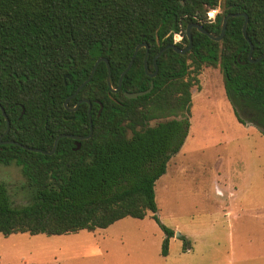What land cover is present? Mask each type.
Returning <instances> with one entry per match:
<instances>
[{
	"label": "trees",
	"instance_id": "obj_1",
	"mask_svg": "<svg viewBox=\"0 0 264 264\" xmlns=\"http://www.w3.org/2000/svg\"><path fill=\"white\" fill-rule=\"evenodd\" d=\"M219 5L222 12L208 23V12ZM229 14L249 17L252 58L264 55V0H0V104L11 122L2 140L50 152L62 134L88 136L89 105L69 112L64 103L98 59L108 60L117 89L139 45H148L147 68L154 73V59L163 48L188 47L189 25L201 24L219 36ZM244 22L243 16L230 18L221 41L193 28V49L186 55L166 50L154 79L145 69L147 50H139L116 94L101 62L91 82L68 103L69 108L83 100L91 104L93 134L80 141L79 150L69 138L61 139L52 155L0 145V164L21 169L28 197L17 207L0 183V234L94 233L126 218L150 217L165 234L161 255L167 257L175 231L158 218L155 187L188 136L192 89L199 88L205 66L220 68L239 121L246 115L264 132V59L249 61ZM180 32L183 39L175 44ZM152 81L149 94L125 96L147 91ZM5 129L0 109V136ZM180 239L189 250V240Z\"/></svg>",
	"mask_w": 264,
	"mask_h": 264
},
{
	"label": "rangeland",
	"instance_id": "obj_2",
	"mask_svg": "<svg viewBox=\"0 0 264 264\" xmlns=\"http://www.w3.org/2000/svg\"><path fill=\"white\" fill-rule=\"evenodd\" d=\"M199 80L188 136L155 187L158 218L175 231L167 257L163 230L146 217L94 233L0 234V264H264V132L246 115L239 121L219 67L205 66ZM232 174L241 182L235 197L219 196ZM0 183L15 206L28 203L17 165L0 164Z\"/></svg>",
	"mask_w": 264,
	"mask_h": 264
},
{
	"label": "water",
	"instance_id": "obj_3",
	"mask_svg": "<svg viewBox=\"0 0 264 264\" xmlns=\"http://www.w3.org/2000/svg\"><path fill=\"white\" fill-rule=\"evenodd\" d=\"M240 16H243L245 18V22H244V25H243V28H242V32H243V36L244 38L246 39V41L249 43V46H250V52H249V61L251 63H259L261 62L263 59H264V55H262L261 57L257 58V59H253L252 56H253V51H254V46L252 44V42L250 41V39L248 38L247 36V27H248V24H249V17L246 15V14H229L227 15L226 17H224L223 19V23H222V30H221V34L219 36H215L213 35L212 33H210L209 31H207L206 29H204V27L201 25V24H191L188 26L187 28V37H188V41H189V45L187 48L185 49H182L180 47H178L177 45H168L166 46L165 48H163L159 53L158 55L155 57L154 59V63H155V72L154 73H150L148 68H147V59H148V45L147 44H141L139 45L137 48H136V51L132 57V60L130 62V64L128 65L127 69L122 73L121 77H120V80H119V84H118V88L117 89H114L113 88V84H112V77H111V69H110V64L108 62L107 59L105 58H100L96 61L91 73H90V76L89 78L82 84L80 85L76 92L71 96L69 97L65 103H64V106L65 108L69 111V112H74L78 109L79 105L81 103H87L89 105V120H90V132H89V135L84 137V136H73V135H66V134H62L60 136H58L55 141H54V145H53V149L52 151L50 152H46V151H43L41 149H37V148H30L28 146H25L23 144H20L18 142H15V141H3L2 139L8 135L10 129H11V122L4 110L3 107H1V104H0V109H1V112H2V115L6 121V129H5V132L0 136V145H14V146H19L21 147L22 149L24 150H28L30 152H35V153H42L44 155H52L54 154V152L56 151V148H57V145L59 143V141L63 138H69V139H73L76 141V148L75 150H79L80 149V141L84 140V139H89L92 134H93V121H92V117L90 115V108H91V104L89 101L87 100H83V101H80L74 108H69L68 107V103L70 100H72L74 97H76L78 95V93L87 85L91 82L92 78L94 77L95 75V72L99 66V64L101 62H104L106 63L107 65V69H108V76H107V83H108V86L110 88V91L112 94H116L120 91L121 89V86H122V81L125 77V75L130 71V69L132 68L133 66V63H134V60L139 52V50L141 49H146L147 50V53L145 55V69H146V73L148 75V77L154 79L157 74H158V67H157V60L159 57H161V55L168 49H173L177 54H180V55H186L188 52H190L192 49H193V37H192V34H191V30L194 28V29H197L201 34L203 35H206L207 37H209L211 40L213 41H221L226 33V29H227V25H228V20L230 18H234V17H240ZM69 81H72L71 80V76L70 75H66L65 76V80H68ZM154 88V82L152 81L151 82V85H150V88L147 90V91H143V92H135V93H125V96L128 98V99H137L141 96H144L146 94H149L152 89ZM102 108L101 107V110H100V113L102 111ZM24 111L22 112V115H23ZM99 113V115H100ZM179 237V236H177Z\"/></svg>",
	"mask_w": 264,
	"mask_h": 264
},
{
	"label": "crops",
	"instance_id": "obj_4",
	"mask_svg": "<svg viewBox=\"0 0 264 264\" xmlns=\"http://www.w3.org/2000/svg\"><path fill=\"white\" fill-rule=\"evenodd\" d=\"M240 183L241 182H240L239 177H237V175L232 174V176L228 180L224 181L222 188H220L219 186L217 187V191H218L217 193L219 194V196H224V194L227 192L229 193L231 197L234 198L235 197L234 190H236V186H238ZM224 211L226 212L227 216H232V214L230 213L231 211L229 207L226 206L224 208ZM173 240H174L173 238L170 239L169 248ZM188 251H191V250H188ZM231 259L232 257L230 256L228 261H231Z\"/></svg>",
	"mask_w": 264,
	"mask_h": 264
},
{
	"label": "built area",
	"instance_id": "obj_5",
	"mask_svg": "<svg viewBox=\"0 0 264 264\" xmlns=\"http://www.w3.org/2000/svg\"><path fill=\"white\" fill-rule=\"evenodd\" d=\"M221 12V6L219 5L216 9L208 12V23L213 24L216 21L217 15ZM183 39V33H177L174 35V43H179Z\"/></svg>",
	"mask_w": 264,
	"mask_h": 264
}]
</instances>
